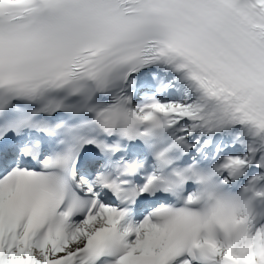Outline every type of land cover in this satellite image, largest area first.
I'll list each match as a JSON object with an SVG mask.
<instances>
[{"label": "snow or ice", "instance_id": "1", "mask_svg": "<svg viewBox=\"0 0 264 264\" xmlns=\"http://www.w3.org/2000/svg\"><path fill=\"white\" fill-rule=\"evenodd\" d=\"M0 264H264V0H0Z\"/></svg>", "mask_w": 264, "mask_h": 264}]
</instances>
